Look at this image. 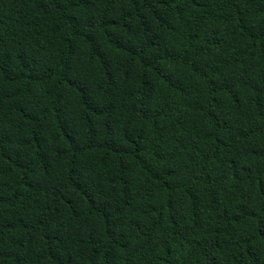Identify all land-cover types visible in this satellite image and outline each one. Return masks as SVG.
Instances as JSON below:
<instances>
[{
  "label": "trees",
  "instance_id": "16d2710c",
  "mask_svg": "<svg viewBox=\"0 0 264 264\" xmlns=\"http://www.w3.org/2000/svg\"><path fill=\"white\" fill-rule=\"evenodd\" d=\"M0 264H264V0H0Z\"/></svg>",
  "mask_w": 264,
  "mask_h": 264
}]
</instances>
